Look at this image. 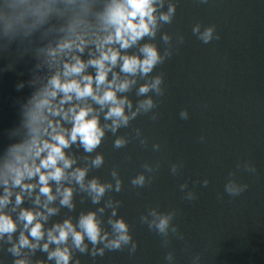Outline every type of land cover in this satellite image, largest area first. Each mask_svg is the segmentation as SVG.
Segmentation results:
<instances>
[{
    "label": "clouds",
    "instance_id": "1",
    "mask_svg": "<svg viewBox=\"0 0 264 264\" xmlns=\"http://www.w3.org/2000/svg\"><path fill=\"white\" fill-rule=\"evenodd\" d=\"M180 2L0 0V58L16 45L18 60L35 61L30 78L16 85L17 91L27 86L31 92L20 102L19 123L7 132L11 142L0 151V264H8L7 256L11 264H82L85 255L95 261L107 251L136 252L131 226L119 215L122 201L109 195L123 189L119 167L111 168L110 179L92 173L105 166L99 148L109 135L114 149L133 140L149 147L141 128L120 130L141 115L159 118L165 77L156 68L184 43L182 34L174 39L164 30ZM192 34L203 44L220 39L214 24L195 23ZM12 70L14 63L0 69ZM179 117L189 119L188 109ZM150 147L159 152L162 146L153 142ZM160 166V161L144 162L131 186L150 184ZM182 167V162L170 163L169 172L175 176ZM236 169L257 172L250 161L237 162ZM200 183L207 187L209 180ZM248 187L232 171L224 192L238 197ZM179 189L183 199H197L187 182ZM78 204L90 206L77 211ZM177 214L150 207L140 222L168 248L173 237L183 239L173 223ZM164 260L177 264L171 250ZM191 264H201V256L194 255Z\"/></svg>",
    "mask_w": 264,
    "mask_h": 264
},
{
    "label": "water",
    "instance_id": "2",
    "mask_svg": "<svg viewBox=\"0 0 264 264\" xmlns=\"http://www.w3.org/2000/svg\"><path fill=\"white\" fill-rule=\"evenodd\" d=\"M198 22L216 25L220 39L203 44L192 34ZM164 30L185 40L156 68L165 77V94L156 109L159 118L141 115L120 130L126 134L141 128L149 147L133 140L114 149L109 135L99 148L105 166L92 173L110 179L111 168L119 167L123 189L109 195L122 201L119 215L130 224L137 250L107 251L95 261L85 255L81 262L165 264L171 250L177 264H191L197 254L201 264H264V0H210L208 5L181 0L173 23ZM9 63L14 70L0 71V151L11 142L7 132L19 123L20 102L31 92L27 86L17 91L16 85L30 78L35 61L30 56L18 60L12 45L0 58V69ZM185 108L187 120L179 117ZM153 142L161 144L159 152L151 150ZM146 161H160V169L150 184L133 188L130 179ZM244 161L253 163L257 172L237 170V162ZM173 162L183 164L175 176L169 172ZM232 171L249 186L238 197L224 192ZM205 178L207 187L200 183ZM185 182L196 191V200L182 198L179 185ZM88 206L78 204L77 211ZM150 207L176 209L173 223L183 239L173 237L168 248L162 247V238L140 222ZM11 259L7 256L8 264Z\"/></svg>",
    "mask_w": 264,
    "mask_h": 264
}]
</instances>
